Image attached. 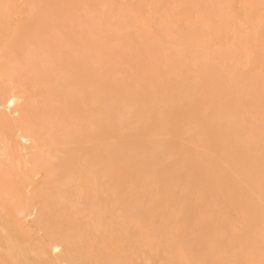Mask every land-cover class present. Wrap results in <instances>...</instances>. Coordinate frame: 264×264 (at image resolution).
Segmentation results:
<instances>
[{
    "label": "bare ground",
    "instance_id": "1",
    "mask_svg": "<svg viewBox=\"0 0 264 264\" xmlns=\"http://www.w3.org/2000/svg\"><path fill=\"white\" fill-rule=\"evenodd\" d=\"M0 264H264V0H0Z\"/></svg>",
    "mask_w": 264,
    "mask_h": 264
},
{
    "label": "rangeland",
    "instance_id": "2",
    "mask_svg": "<svg viewBox=\"0 0 264 264\" xmlns=\"http://www.w3.org/2000/svg\"><path fill=\"white\" fill-rule=\"evenodd\" d=\"M173 6V5H172ZM237 8H240L239 5H237ZM21 13H19L20 15ZM30 16V15H27ZM26 16V17H27ZM79 18H81V20L84 22V27L82 28V31L90 33L91 35H89L90 38H99V34H98V22L96 20V18H99V12L98 11H94L92 12L91 10H87L84 11L83 13H80L78 15ZM65 18L63 16H60V18L56 21V24H63L64 23ZM142 75H138V78H140ZM49 80H52L54 78V75H48L47 77ZM24 98V97H23ZM25 106L27 107V104H25Z\"/></svg>",
    "mask_w": 264,
    "mask_h": 264
}]
</instances>
